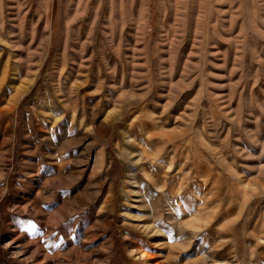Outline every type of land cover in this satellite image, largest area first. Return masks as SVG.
<instances>
[{"label":"rangeland","instance_id":"obj_1","mask_svg":"<svg viewBox=\"0 0 264 264\" xmlns=\"http://www.w3.org/2000/svg\"><path fill=\"white\" fill-rule=\"evenodd\" d=\"M0 264H264V0H0Z\"/></svg>","mask_w":264,"mask_h":264}]
</instances>
